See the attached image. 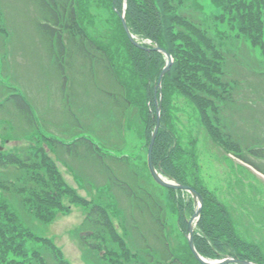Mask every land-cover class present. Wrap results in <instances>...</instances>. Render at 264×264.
Listing matches in <instances>:
<instances>
[{"label":"trees","instance_id":"trees-1","mask_svg":"<svg viewBox=\"0 0 264 264\" xmlns=\"http://www.w3.org/2000/svg\"><path fill=\"white\" fill-rule=\"evenodd\" d=\"M34 1L42 13V18L36 23L37 34L50 44V60L54 61L52 66L56 76L61 80V90L69 102L67 111H70L72 117L75 118L76 125L74 124L73 128V140L69 144L61 142L56 135L48 137L45 134V125L39 116L40 113L34 110L32 101L12 84L4 81L8 80L7 76L2 75L6 50L0 46V53H2L0 55L2 57L0 61V91L2 94L0 97V127L2 126L0 140L2 144L17 140L30 142L29 146L17 148L14 151L5 150L0 146V264H33V258L29 257V249L26 247L29 239L34 241L30 250L36 262L34 264H68L57 257L59 250L50 239L36 236L30 229L36 221L45 222L49 215L50 219H53V213L44 212L43 209L46 205L61 209L60 199L63 193L64 195L70 194L68 197L74 203L88 205L78 198L73 190L66 187L57 163L68 164L71 167L72 164L80 161L83 164L86 163L88 169H93L94 173H98L96 169L98 167L102 170L101 175L104 172L106 174L110 172L108 166L112 164L128 163L127 156H117L116 148L102 144L101 137L96 136L97 132L92 130L93 124H85L79 114L73 111L76 108L78 112L81 104L77 99L78 96L75 95L74 87L79 88L80 83L74 84L75 77L73 76L77 74V71L74 72L73 64L79 60L85 61L88 67L84 71L91 76V82H97L100 87L105 85L109 87L111 83L113 89L117 87L118 91L115 94L106 92L105 95L108 97L110 95L115 104L122 107L121 116L124 119L127 118L126 113L129 112L126 107L131 106L132 108L134 105V108L140 111L138 118L144 124L146 141L149 143L155 121L148 112L152 111L155 114L154 87L166 63L161 53L136 49L128 40L120 19L123 12V0H99L100 3L107 5L105 8L111 11V17L114 19L107 36L104 33L101 35L88 31V27L92 29L94 25V23L88 24L85 20L89 3L77 4V0ZM214 3H216V8L222 9L227 15L225 17L224 15L208 16L210 19L206 16L204 19L224 22L230 31L237 29L236 36L242 39L246 48L251 51L259 48L261 54L264 55V0H214ZM126 7L124 19H126L131 34L143 40H149L158 48L165 50L176 63L174 73L178 77L171 78L167 75L162 80L161 130L155 139L152 151L154 166L162 174L186 186L180 173L174 167L173 158L176 153L175 149H171L173 140L171 131L168 129L170 119L168 118V101L175 89H181L182 93L198 106L203 124L209 128L223 149L229 151L230 154L233 153L238 160L251 167L253 166L251 161L257 159L264 161V145L244 146L245 143L231 134L226 126L223 111L234 108L232 90L239 83L227 81L230 74L225 70L226 64L229 63L225 57L231 52V48L222 41V35H219L221 37L219 41L212 37L208 26H203L204 20L201 18L204 12L199 0H127ZM1 27L0 30L3 29ZM4 33H6L5 30ZM238 42L237 49H239ZM236 54L237 52L231 53L230 58H236L234 57ZM68 59L72 60L71 64ZM179 66L180 69L183 68L180 72ZM99 67L108 79L113 80L112 82L99 79L98 72L100 71H97ZM79 74L82 76V73ZM172 74L171 69L170 76ZM253 74L264 81V75L258 76V70ZM136 83L141 86L142 91L144 90L143 93L147 100L146 107L141 105V98L133 93ZM112 88L109 87V90L112 91ZM118 88L122 90L121 94L124 96L120 94ZM68 92L70 96L66 95ZM208 109L211 111L210 115L207 114ZM11 124L20 125V130L22 129L19 132L20 137L10 136ZM35 140H38L37 146L34 145ZM44 141L52 145L51 152H55L59 160L47 157ZM71 169L74 173L78 171L76 167H71ZM125 173L123 178L128 179L129 183L115 174L117 176L115 194L117 196L125 194L129 202L133 204V212L136 211L135 207L140 209L142 214L143 211L149 212L148 214L152 215L154 222L159 226V238L164 243L162 239H166L164 236L166 225L163 215L159 219L162 209L156 206L158 205L155 203L157 199L147 193L148 191L142 188L143 186H139V180L131 185V179L135 175L130 172ZM108 175L110 176V173ZM102 179L103 182L100 184L87 179V185L90 188L95 187L98 190L107 191L110 183L106 178ZM48 188L49 191H47ZM193 189L203 198L201 218L193 237L198 254L210 260L231 257L241 262L264 264L261 248L255 243L244 242L238 237L227 207L213 194L204 193V189L194 187ZM181 193L170 192L173 196V204L177 207L178 224L185 232L184 214L188 212L192 215L195 206L191 198L186 204L185 196ZM103 195L104 193L98 194V198ZM104 197L106 199L104 204L95 202L90 204V213L85 222L91 233L107 231L117 239L118 235L110 215V209L113 207L111 194L110 196L104 195ZM137 226L138 223L137 225L135 223L134 228L137 229ZM165 244L168 247L164 250L167 257L161 258L153 253V257H157L153 264H184L181 260L178 261L176 252L170 247L169 242ZM113 246L106 242L101 248L104 247L105 253L113 255ZM86 248L91 249V246ZM101 248L94 249L97 256ZM189 255L190 264H199L191 252Z\"/></svg>","mask_w":264,"mask_h":264},{"label":"rangeland","instance_id":"rangeland-1","mask_svg":"<svg viewBox=\"0 0 264 264\" xmlns=\"http://www.w3.org/2000/svg\"><path fill=\"white\" fill-rule=\"evenodd\" d=\"M80 2L89 3L85 20L88 24L94 23V25L92 24V29L88 27V31L93 34L102 35L104 33L107 36V33L111 31L114 19L111 17V11L105 8L106 4L100 3L99 0H77V4ZM199 4H201L204 12L203 18H201L204 20L203 26H208L210 34L217 40L221 38L219 35H222V41L231 48V52L225 57L226 61L229 62L225 66L226 72L230 74L227 81L239 83L232 90V97L235 101L234 108L223 111L226 126L231 134L245 143L244 146L264 145V81L253 74L258 70V76L264 75V55L261 54L259 48L255 51L246 48L241 41L242 39L236 36L237 29L230 31L226 23L216 19L209 20L210 17L208 16L224 15L225 17L227 15L222 9L216 8L214 0H199ZM0 11L2 13L0 27L3 28L0 30V46L6 50V53L4 51L6 60L3 62L2 75L8 77L6 78L8 82L4 81L12 84L32 101L34 110L40 113L39 116L46 128L44 132L48 137L56 135L61 142L70 143L73 140V128L76 121H74L75 118L72 117L70 111H67L68 100L61 90V80L56 76L52 66L54 61L50 60V44L36 31V23L42 18V13H40L34 0H0ZM206 16L209 19H204ZM237 41H239V49L236 47ZM233 52H237L234 56L236 58H230ZM169 57L172 59V65L165 76L177 78L178 75L174 73L176 63H174L172 56L169 55ZM0 61H2L1 56ZM79 61L73 64L75 66L74 72L77 71L73 80H75L74 84L76 85L80 83L79 88L77 86L74 88L75 95L78 96L77 99L81 104L78 112L76 108L73 111L77 115L79 114L85 124H93L92 130L97 132L96 136L101 137L102 144L116 148L115 154L117 156H127L129 167L125 162H120L117 165L112 164L108 166L110 168L109 176L105 172L101 175L100 171L102 170L98 167L96 168L98 173H94L93 169L89 170L86 163L83 164L80 161L71 165V167L78 169L75 171L76 173L68 164L57 163L66 187L73 190L77 197L84 200L88 205L74 203L68 197L70 194L64 195L63 193L60 199L61 209L49 205L43 209L44 212L53 213V219H50L49 215L43 223L34 221L35 223L30 226V229L36 236L50 239L59 250L57 257L68 264H153V261L157 259L156 256L153 257V253L161 258L167 257L164 254V250L168 249L165 244L167 241L170 247L175 250L178 261L181 260L184 264H190L187 227L190 217L193 215L188 212L184 214L186 231H182L178 224L177 207L173 204V196L170 192L174 194L182 192L186 204L191 196L188 195L187 197L184 191L163 188L153 181L147 168V151L150 142L147 143L144 124L138 118L140 111L138 112L134 105L132 108L128 106L126 108L129 109V112L126 113L127 118L124 119L121 116L122 107L116 105L110 95L109 97L105 95L106 92L115 94L118 91L117 87L113 89L111 83L109 87L113 90L110 91L106 85L102 88L97 82H91V76L84 71L88 65L85 61ZM71 62L70 59L69 63L71 64ZM99 68L97 71L101 70V67ZM171 69L173 74L170 76ZM180 70L183 68L180 69L179 66V72ZM79 73H82V76ZM98 76H100L99 79H107L106 82L110 80L103 71L98 72ZM162 80L160 92L163 85ZM155 85L157 87V82ZM118 89L120 91V88ZM143 91L141 86L136 83L133 93L141 98V105L146 107L147 100ZM67 94L70 96L69 92ZM158 96H154V104L160 103L162 96ZM168 106V118H170L168 129L171 131V139L173 140L171 149H175L176 153L173 162L183 179V183L186 184L183 186L202 188L204 193H211L219 199L227 207L229 215L232 216L233 227H235L238 237L244 242L258 245L264 260V161L258 159L251 161L253 163L251 170L244 163L242 164L233 153L230 154L229 151L223 149L209 128L203 124L202 114L198 106L187 95L183 94L181 89L172 91ZM148 113L156 124L154 113L152 111ZM207 114H211L209 109ZM77 123L79 124V122ZM11 125L10 136L20 137L19 132L22 130H20V125ZM14 127L18 130L15 131ZM29 144L30 142L24 140L2 144L0 140V146L8 151L25 148ZM38 144V140H35L34 145L37 146ZM43 145L47 150V157L59 160V156L55 152H51L52 145L45 141ZM125 172L135 175L131 179V185L134 181L138 182L139 180V186H143L142 188H145L147 193L157 199L155 203L158 205L156 206L162 209L159 219L163 215V221L166 225L164 233L166 239H162L164 243L160 241L159 226L154 222L152 215L145 211L142 214V211L137 207H135L136 211L133 212V204L129 202L126 195L118 194L119 196H117L115 194L117 189V176L115 174L129 183L128 179L123 178ZM159 173L162 174L161 171ZM162 175L164 178H168L164 174ZM101 176L110 183L107 191L98 190L95 187L92 189L87 185V179L93 183H96L95 181L99 184L102 183L103 177ZM61 190L65 191L64 189ZM101 193L107 196L111 194L113 207L110 209V215L118 235L117 239L107 231L87 233L89 227L85 221L90 213V204L94 202L104 204L106 202L104 195L98 198V194ZM135 223L136 225L138 223L137 229L134 228ZM197 224L193 226V237ZM106 242L114 245L112 247L113 255L105 253L104 247L101 248ZM33 244L34 241L29 239L26 247L29 249V257L33 258L34 264L36 262H34V257L30 251ZM89 245L91 249L86 248ZM96 247L101 248L98 256L94 251Z\"/></svg>","mask_w":264,"mask_h":264},{"label":"water","instance_id":"water-1","mask_svg":"<svg viewBox=\"0 0 264 264\" xmlns=\"http://www.w3.org/2000/svg\"><path fill=\"white\" fill-rule=\"evenodd\" d=\"M122 19V26H123V30H125L126 32V35L128 37V40L133 44V46H135L136 48L138 47L139 48V45L133 40V37L132 35L130 34V31L127 29V26H126V22H125V19H123V17H121ZM160 49H157V51H159ZM161 51V50H160ZM166 56V59H167V65L166 67L163 69V71L161 72L162 74L160 75V78L157 82V88L155 89V92H154V96L156 95V92L158 91V89L160 90L161 88V80L162 78L165 76L166 72L169 70V68L171 67L172 65V61H171V58L165 54ZM156 97V96H155ZM160 107L157 106V109H156V124H155V127H154V132L152 133V136L150 138V144H149V147H148V156H147V164H148V170H149V174L152 176V179L153 181H155V183L157 185H160L161 187L163 188H167L169 190H180V191H184L186 192L187 194L189 193L190 195H192L193 199L195 200V211H194V214L193 216L191 217V219L189 220V223H188V244H189V249L190 251H192L195 259L197 260V262H199L200 264H251L249 262H240L238 260L236 261H233L231 259H224L222 261H210V260H207L205 258H201L197 251H195L194 249V240H193V232H194V229H193V226L195 225V223L199 220V216H200V212L203 208L202 206V197L201 195H198L197 192L195 190H193L192 188L190 187H184L182 185H179L173 181H169V180H164V178L162 177L161 174H158V172L155 170V167H154V164L152 163V150H153V146L155 144V139L157 137V134L159 132V127H160V118H159V115H160Z\"/></svg>","mask_w":264,"mask_h":264}]
</instances>
